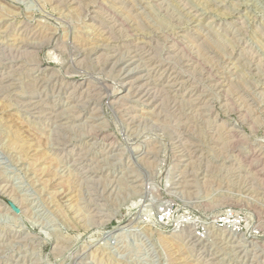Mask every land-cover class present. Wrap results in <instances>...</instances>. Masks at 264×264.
I'll return each instance as SVG.
<instances>
[{
  "label": "rangeland",
  "instance_id": "rangeland-1",
  "mask_svg": "<svg viewBox=\"0 0 264 264\" xmlns=\"http://www.w3.org/2000/svg\"><path fill=\"white\" fill-rule=\"evenodd\" d=\"M174 200L264 235V0H0V264H264Z\"/></svg>",
  "mask_w": 264,
  "mask_h": 264
},
{
  "label": "built area",
  "instance_id": "built-area-1",
  "mask_svg": "<svg viewBox=\"0 0 264 264\" xmlns=\"http://www.w3.org/2000/svg\"><path fill=\"white\" fill-rule=\"evenodd\" d=\"M163 212L158 213L156 224L169 233L189 231L198 242H208L213 231L228 233L237 243L246 246L261 244L264 235L254 221L243 210L232 206L214 212H191L184 210L179 201L164 202ZM193 213V214H192Z\"/></svg>",
  "mask_w": 264,
  "mask_h": 264
},
{
  "label": "water",
  "instance_id": "water-1",
  "mask_svg": "<svg viewBox=\"0 0 264 264\" xmlns=\"http://www.w3.org/2000/svg\"><path fill=\"white\" fill-rule=\"evenodd\" d=\"M10 206L13 212L19 213V209L14 204H10Z\"/></svg>",
  "mask_w": 264,
  "mask_h": 264
},
{
  "label": "bare ground",
  "instance_id": "bare-ground-1",
  "mask_svg": "<svg viewBox=\"0 0 264 264\" xmlns=\"http://www.w3.org/2000/svg\"><path fill=\"white\" fill-rule=\"evenodd\" d=\"M165 206H167V204H165ZM160 211V210H159ZM160 212H163V210H161Z\"/></svg>",
  "mask_w": 264,
  "mask_h": 264
}]
</instances>
